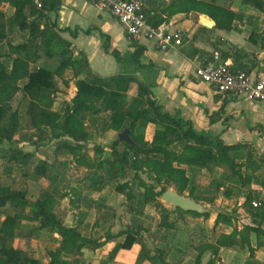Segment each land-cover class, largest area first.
<instances>
[{
	"label": "trees",
	"instance_id": "obj_1",
	"mask_svg": "<svg viewBox=\"0 0 264 264\" xmlns=\"http://www.w3.org/2000/svg\"><path fill=\"white\" fill-rule=\"evenodd\" d=\"M237 1L243 6L264 13V0ZM3 4L15 9L13 18L8 23L6 13L1 7ZM52 10L54 7L51 0H42L41 8L35 5L34 0H0V46L7 42L9 29L28 34L26 42L9 44L6 63L3 61L4 55H0V151L6 152L1 158L23 167L33 159V154L14 147L15 137L21 129V116L14 111L12 103L19 93H23L27 99L25 117L36 138L41 141L50 131L51 139L62 140L60 148L72 155L77 164L94 169L95 163H98L97 168L105 169L109 177L108 185L114 192L125 196L129 203L140 197L136 207L140 211L147 205L158 202L167 191L163 189L159 192L157 186L174 183L179 193L188 192L193 184L187 176L188 173H200L208 167L226 168L242 185L250 186L254 182L255 174L264 171V156H259V161L254 162L255 151L248 145H227L220 139L196 130L192 123L172 117L163 105L152 98L149 86L138 77L130 74L110 77L95 75L85 55L75 57L72 43L60 35L64 31L57 30L54 24H43L47 20L46 12ZM168 11L186 14L200 12L215 22L216 29L226 32L235 30L242 19L231 7L218 5L216 0H176ZM160 23L161 21L157 25ZM72 35L77 36L76 33ZM136 47L131 61L138 64L144 49L138 45ZM112 54L117 61H122L117 52ZM40 60L56 65L55 70L36 66ZM56 78L66 87L74 80L78 91L70 103L65 102L59 111L54 112L52 109L59 93ZM134 86L137 95L130 100L129 93ZM106 113H110V116L102 125L103 128L117 133L130 128L135 145L122 144L117 139L109 152L102 147L95 148L96 154L105 155V159L91 161L86 150L90 133L85 127V121ZM98 122V119L94 120V124ZM149 124L160 127L156 130L152 143L145 139ZM119 146L123 147V152L118 151ZM243 160L247 163H239ZM48 168L45 162H41L35 169L36 175L51 177ZM244 169L248 170L245 174ZM130 172L135 175L128 180ZM140 173L148 174L149 180L157 185L143 180ZM26 175L28 176V172ZM84 183L87 191L101 192L106 187L107 179L94 176L86 179ZM136 189L140 193L137 194ZM194 193L195 189L191 187L189 195L197 199ZM253 196L249 193L245 201L252 225H245L239 230V217L236 214L219 215L215 226L224 224L233 228V231L230 234H221L214 244H200L194 264H203V257L207 252L211 253L207 264H217L222 248H249L251 260L254 259L256 249L264 250V200L260 207L253 208ZM77 201L80 199L71 202L74 204ZM9 205L15 206V212H8L0 227V264H70V257L79 254L86 247L99 249L104 245L99 240L87 238L80 232V227L63 223L55 212L57 199L47 192L32 201L26 191L14 190L0 184V209ZM159 206L166 212L161 226L173 229L174 225L168 220L169 212L160 203ZM27 209L29 216L23 215L22 218L20 212L23 214ZM176 214L182 217L192 216L205 222L210 218L207 214L199 215L181 210ZM21 219L37 224L31 229L34 237H38L41 232H47L53 238L55 250L50 251L48 263H41L25 250L14 247ZM142 233L140 227L127 228L117 234L109 233L106 243L122 239L111 252L110 259L113 260L120 250H131L135 244H141ZM252 234L257 238L256 249L251 247ZM166 255L164 250H157L155 255H151L143 245L137 264H141L143 260L151 264H167ZM250 264L256 262L251 261Z\"/></svg>",
	"mask_w": 264,
	"mask_h": 264
},
{
	"label": "crops",
	"instance_id": "obj_2",
	"mask_svg": "<svg viewBox=\"0 0 264 264\" xmlns=\"http://www.w3.org/2000/svg\"><path fill=\"white\" fill-rule=\"evenodd\" d=\"M51 1L54 10L46 12L47 20H44L43 24H54L57 30L64 31L60 35L72 43L75 57L85 55L95 75H134L149 86L152 98L163 105L172 117L192 123L196 130L205 132L214 139H220L227 145L246 144L258 156H264V107L245 98L221 95L215 87L200 81L196 75L198 66L214 54H219L223 60L231 61L234 67L247 69L252 77L264 78V13L243 6L237 0H216L218 5H231V9L242 16L237 28L226 32L216 29L215 22L200 12H169L168 9L176 0H143L147 20L151 25L155 26L158 22L166 20L183 33L180 47L161 52L152 41L129 42L124 26L109 12L99 9L89 0ZM3 11L8 23L13 18L15 9L6 5ZM201 17L213 22L214 27H204L200 23ZM12 31L15 36L23 34L18 30ZM72 33L77 36L73 37ZM14 35L9 36L8 32L7 42ZM102 35L108 38H103ZM18 44L22 43H13ZM136 45L144 49L138 64L131 61ZM113 52L120 55L121 62L117 61ZM133 89L136 90V86ZM75 90L78 91L76 86ZM147 130L154 134L152 125H149ZM260 194V198L264 200V190ZM105 196V190H102L93 193L92 198L105 199ZM209 215V220L198 227L197 233H209L210 237L200 238L199 244H214L221 234H230L233 231V228L224 224L215 226L220 215L218 212ZM237 216L239 230L245 225H252L248 214ZM213 230L217 231V235H214ZM121 241L122 239H119L106 243V239L99 240V243L104 244L101 248L86 247L77 257H70V264L82 263V260H88L87 264H137L141 252L139 244H135L131 250H120L113 260L110 259L111 252ZM251 247H257L254 234L251 235ZM90 252L96 254L93 260L85 258ZM250 255L249 248H222L217 264H250L251 261L264 264L263 249H256L252 260ZM204 257L203 264H207L211 253L207 252ZM194 263L195 259L189 256L182 264Z\"/></svg>",
	"mask_w": 264,
	"mask_h": 264
},
{
	"label": "rangeland",
	"instance_id": "obj_3",
	"mask_svg": "<svg viewBox=\"0 0 264 264\" xmlns=\"http://www.w3.org/2000/svg\"><path fill=\"white\" fill-rule=\"evenodd\" d=\"M6 5L3 4L1 6L3 10ZM225 6L231 7L228 4ZM10 35H14V32L9 29ZM27 38V33L18 36L14 35L8 42L0 46V55H4L3 61L5 63L8 60L9 44L24 43ZM36 66H44L51 70H55L56 68V65L44 60H40ZM56 85L59 93L56 95L55 104L52 109L54 112L59 111L65 102L70 103L73 99L72 97L76 96H73L74 92H76V82L74 80L66 87L61 80L56 78ZM136 95L137 91L135 89L131 90L129 99H133ZM12 105L14 111H17L21 116V129L15 137L16 144L14 147L33 154V159L29 161L26 167H23L1 158L6 152L0 151L1 185L9 186L14 190L26 191L32 201L39 199L44 192L49 193L58 201V205L55 208L57 217L63 223L71 224L73 227H80V232L87 238L102 240L106 239L111 232L117 233L127 228L140 227L143 230L140 239L142 245L139 244L141 251L143 245L151 255H155L157 250H164L167 253L166 261H169L170 264H182L185 260H188L189 256H192L193 260L195 259L197 246L200 245L199 239H209L210 237L209 233H205L206 235L197 233L198 227L207 222L192 216L182 217L180 214H176L177 211L173 212L172 207L167 206L162 201V196L158 199V202L149 204L143 211H140V209L136 208L140 197L135 202L129 203L125 196L117 195L108 185L109 177L105 169L97 168L98 163H95L94 169L80 166L72 155L68 154L65 149L60 148L59 145L62 140L51 139L50 131H48L46 137L41 141L36 138L35 132L30 129L25 117L27 99L23 93H19L16 96ZM109 116L110 113H106L98 117L87 118L85 121V127L90 133V140L86 143V150L88 159L91 161L105 159V155L100 156L96 154V147H102L106 152H109L114 146V142L118 139L120 133L108 131L102 126L108 121ZM95 119L99 120L96 124H94ZM149 125L154 127V134H150L151 132L146 129L145 139L147 142L152 143L155 132L160 127L154 124ZM117 149L123 152L122 146H119ZM254 155L253 161L258 162L259 156L257 153H254ZM41 162H45L49 166L48 170L51 172V177L36 175L35 169ZM239 163L245 164L247 161L243 160ZM27 172L28 176L26 175ZM247 172L248 170L244 169V174ZM263 174V170L257 172L252 185L244 186L240 180L232 176L228 169L208 167L200 173L187 174L193 183L191 187L195 189L194 196L197 199L190 197L189 189L191 187L188 189V192L181 194L174 183L167 186H157V191L161 192L163 189L175 191L183 197L195 200L203 206L211 207V213L220 211V215L223 216L235 214L249 215L248 207L245 206L246 197L249 193L253 194L252 206L254 202H257L259 204L258 207H260L262 201L260 193L264 190ZM134 175V172H130L128 180L132 179ZM94 176H103L107 179V184L104 188L105 199L100 197L93 200V193L85 189L84 182L86 179ZM139 176L149 184L157 185L156 182L149 180L148 174L140 173ZM136 193H140V190L136 189ZM76 199H80V201L73 204L71 201ZM159 203L169 212V223L174 225V228L171 230L161 226L166 212L160 208ZM14 207L9 205L6 208L0 209V227L8 212H11V214L15 212ZM253 208L255 207L253 206ZM18 211L20 210L18 209ZM20 215H22V218H24L23 215L29 216V209L23 214L20 212ZM19 223L20 226L16 231L17 237L14 240V247L22 248L34 259L38 258L41 263L50 260L49 253L55 247L53 238L47 232H41L38 237H34L31 229L37 225L36 223L25 219H21ZM213 233L217 235V231L213 230ZM81 252L71 257H77ZM95 256L96 254L90 252L85 258L93 260ZM87 261L82 260V263L76 262V264H87ZM101 264L104 263L101 262ZM141 264L151 263L143 260Z\"/></svg>",
	"mask_w": 264,
	"mask_h": 264
},
{
	"label": "built area",
	"instance_id": "obj_4",
	"mask_svg": "<svg viewBox=\"0 0 264 264\" xmlns=\"http://www.w3.org/2000/svg\"><path fill=\"white\" fill-rule=\"evenodd\" d=\"M99 9L109 12L124 26L131 43L152 41L161 52L176 49L182 45L183 33L175 29L171 22L163 21L151 25L144 10L143 0H89ZM38 8L42 0H34ZM198 79L215 87L221 95L245 98L264 107V78L252 77L247 69L236 68L231 61L223 60L219 54L206 59L196 69ZM256 208L257 202L253 203Z\"/></svg>",
	"mask_w": 264,
	"mask_h": 264
},
{
	"label": "water",
	"instance_id": "obj_5",
	"mask_svg": "<svg viewBox=\"0 0 264 264\" xmlns=\"http://www.w3.org/2000/svg\"><path fill=\"white\" fill-rule=\"evenodd\" d=\"M200 23H202V25L207 28L214 27L213 22L203 17L200 18ZM118 139L120 143L122 144H126L129 146L135 145L133 139L131 138L130 128H127L126 130L121 132L118 135ZM162 201L166 203L167 206H171L173 212L181 210L186 213H197L199 215H206V214L209 215L212 212V210L210 209L211 207L203 206L199 204L198 202H196L195 200H191L186 197H183L179 193L172 191V190H168L162 195ZM218 213L221 214L220 211Z\"/></svg>",
	"mask_w": 264,
	"mask_h": 264
}]
</instances>
